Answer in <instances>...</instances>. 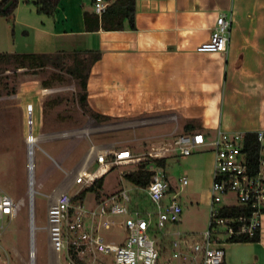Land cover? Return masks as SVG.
<instances>
[{
    "label": "crops",
    "instance_id": "1",
    "mask_svg": "<svg viewBox=\"0 0 264 264\" xmlns=\"http://www.w3.org/2000/svg\"><path fill=\"white\" fill-rule=\"evenodd\" d=\"M33 1L18 0L13 21L0 16V52H99L87 83L90 108L109 117L99 125L123 122L127 140L167 157L183 133L264 130V0H136L135 29L98 31L85 23L95 0H61L53 15ZM222 13L233 18L228 52H198ZM225 249L226 264H264V210L260 239Z\"/></svg>",
    "mask_w": 264,
    "mask_h": 264
},
{
    "label": "rangeland",
    "instance_id": "2",
    "mask_svg": "<svg viewBox=\"0 0 264 264\" xmlns=\"http://www.w3.org/2000/svg\"><path fill=\"white\" fill-rule=\"evenodd\" d=\"M29 49V48H28ZM72 54H66L67 64ZM53 88L49 94L43 88ZM78 81L65 69L52 65L37 68H18L15 61L0 60V195L23 201L16 216L2 214L0 210V264H32L31 201L29 196V136L34 135L35 178V249L34 264H67L51 248L47 227L48 208L58 196L69 191L76 194L84 188L75 185L82 171H94L96 155L107 148H127L147 160L152 151L151 143L129 141L134 133L119 130L118 124L99 125L85 114L78 103ZM33 104L32 116L28 113ZM32 118V120H31ZM32 121V124H30ZM214 152L195 151L182 156L178 150L167 159L166 174L174 187L173 195L182 205L184 232L198 233L209 226L212 184L214 181ZM139 162L115 166L104 179V185L86 194L84 205L95 207L96 197H102L122 187L130 190L135 201L151 207L150 200L141 189L125 179L124 174L137 169ZM186 176L188 184L180 179ZM86 189V188H84ZM233 195L225 197L232 201ZM224 203V202H223ZM114 219L120 221L121 216ZM112 233V234H111ZM105 235L124 237L123 228H115ZM154 236L158 239L159 232ZM173 237V236H172ZM191 241L197 237L190 238ZM171 237L168 238L170 243ZM160 242V264L171 256V244Z\"/></svg>",
    "mask_w": 264,
    "mask_h": 264
},
{
    "label": "built area",
    "instance_id": "3",
    "mask_svg": "<svg viewBox=\"0 0 264 264\" xmlns=\"http://www.w3.org/2000/svg\"><path fill=\"white\" fill-rule=\"evenodd\" d=\"M107 0H95L94 11L100 16L107 10ZM233 18L219 14L214 23L210 38L197 46L198 52L227 53L230 45ZM44 94L53 92V88H43ZM33 104H29L28 113L32 116ZM32 120V118H31ZM32 124V121H30ZM261 149L257 165L251 164L245 150L246 132H230L219 128L216 135L208 139L202 131L180 134L174 140V148L182 156H189L204 146H210L215 153L214 181L209 226L194 233L184 232L180 228L171 231V225L178 226L183 208L172 196L173 187L165 169L154 162L148 168L154 172L150 183L141 189L151 202V207L141 201H135L130 190L122 187L102 197H96V205L87 208L85 198L76 200L84 188L95 184L96 180L115 166L143 161V157L129 149L107 148L96 155L98 167L94 171L84 170L75 181L84 188L76 194L69 191L61 193L56 202L47 211V227L51 248L67 264H160V242L171 244V256L165 264H226L225 245L234 235L253 236L261 227L264 202V130L257 131ZM34 135L29 136L34 143ZM34 144L31 151L34 155ZM30 150V147H29ZM169 148L156 149L148 153V158L166 157ZM29 169L33 171L29 162ZM180 181L188 184L186 176ZM29 189H32L31 220L35 223V178L30 175ZM233 195L232 201L225 197ZM24 201V200H23ZM23 201H15L11 196L0 195L2 214L16 216ZM224 202V203H223ZM246 205L250 216L235 217L222 215L223 206ZM33 214V216H32ZM121 216L122 220L114 219ZM123 228L124 237H107L106 232ZM159 232L158 239L154 236ZM112 234V233H111ZM173 236V237H172ZM197 240L191 241V237ZM171 237L170 243L168 238ZM32 264L36 249L35 238L32 247Z\"/></svg>",
    "mask_w": 264,
    "mask_h": 264
},
{
    "label": "trees",
    "instance_id": "4",
    "mask_svg": "<svg viewBox=\"0 0 264 264\" xmlns=\"http://www.w3.org/2000/svg\"><path fill=\"white\" fill-rule=\"evenodd\" d=\"M61 0H34L33 3L36 6L38 13L47 15H53ZM109 1V0H108ZM9 7L5 9V6L9 3ZM18 0H1L0 1V16H7L13 21L14 11L17 7ZM136 0H114L107 10L100 16L95 12H85V23L87 31H98L100 29L105 30H122L127 26L136 28ZM66 54H72V63L67 64ZM100 58L99 52L93 51H74L72 53H8L0 52V60L10 62L15 61L18 68H37L52 65L56 68L65 69L73 78L78 81L80 90L78 92V103L83 109L85 114L93 117L97 122H103L109 117L100 114L92 110L88 104V90L87 83L88 77L93 63ZM261 149V143L258 139L257 131L246 132L245 150L248 153L249 160L252 166L257 165L256 161ZM168 157L161 158H148L145 161H141L138 164L137 169L129 171L124 174L125 179L137 187L144 188L147 186L154 174L152 170L148 168L149 164L154 162L157 166L163 169L167 166ZM108 173V172H107ZM106 173V174H107ZM99 177L95 184L87 187L83 192L76 197L77 199L84 198L89 191H96L101 189L104 185L105 175ZM174 190V189H173ZM135 195L139 197L140 195ZM137 197V198H138ZM222 215H231L240 217L242 215L249 217L250 210L246 205H237L234 207L223 206L221 210ZM261 227L256 229L253 236L242 234L234 235L229 239V243L232 242H255L260 239Z\"/></svg>",
    "mask_w": 264,
    "mask_h": 264
},
{
    "label": "bare ground",
    "instance_id": "5",
    "mask_svg": "<svg viewBox=\"0 0 264 264\" xmlns=\"http://www.w3.org/2000/svg\"><path fill=\"white\" fill-rule=\"evenodd\" d=\"M32 142H30V144H29V147H30V150H29V162H30V165H31V167L33 166V160H34V156H33V153H32V151H31V148H32ZM34 173H33V171H32V169L30 170V175H31V177H32V175H33ZM33 192H32V189H30V191H29V196H30V199L32 200L33 198ZM32 216H33V214H32ZM34 232H35V227H34V222L31 220V246L33 247L34 246Z\"/></svg>",
    "mask_w": 264,
    "mask_h": 264
},
{
    "label": "water",
    "instance_id": "6",
    "mask_svg": "<svg viewBox=\"0 0 264 264\" xmlns=\"http://www.w3.org/2000/svg\"><path fill=\"white\" fill-rule=\"evenodd\" d=\"M11 2H9L6 6H5V9H7L9 7Z\"/></svg>",
    "mask_w": 264,
    "mask_h": 264
}]
</instances>
